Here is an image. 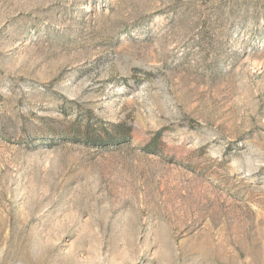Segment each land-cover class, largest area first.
Returning <instances> with one entry per match:
<instances>
[{
    "label": "rangeland",
    "instance_id": "obj_1",
    "mask_svg": "<svg viewBox=\"0 0 264 264\" xmlns=\"http://www.w3.org/2000/svg\"><path fill=\"white\" fill-rule=\"evenodd\" d=\"M0 264H264V0H0Z\"/></svg>",
    "mask_w": 264,
    "mask_h": 264
}]
</instances>
